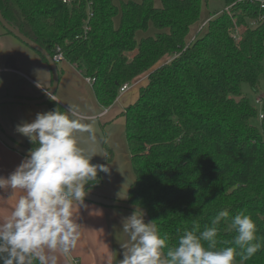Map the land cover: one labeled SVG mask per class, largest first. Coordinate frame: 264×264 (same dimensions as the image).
<instances>
[{
  "label": "trees",
  "instance_id": "trees-1",
  "mask_svg": "<svg viewBox=\"0 0 264 264\" xmlns=\"http://www.w3.org/2000/svg\"><path fill=\"white\" fill-rule=\"evenodd\" d=\"M159 1L0 0V13L51 56L59 46L79 74L95 78L104 108L122 85L148 73L121 113L133 173L127 202L155 221L165 253L194 222L203 229L219 211H243L261 246L245 264H264V93L260 121L250 96L264 82V10L259 0H222L232 5L229 14L209 18L206 34L188 40L203 0ZM105 153L110 162L111 150ZM90 183L86 189L99 186L100 174ZM225 228L216 250L233 246L225 242L236 233Z\"/></svg>",
  "mask_w": 264,
  "mask_h": 264
},
{
  "label": "clouds",
  "instance_id": "clouds-1",
  "mask_svg": "<svg viewBox=\"0 0 264 264\" xmlns=\"http://www.w3.org/2000/svg\"><path fill=\"white\" fill-rule=\"evenodd\" d=\"M45 93L52 99V93ZM16 132L34 147L14 172L0 177V191L12 197L22 193L10 215L0 220V264H58V256L70 255L80 239L74 206L83 205L86 186L96 181L98 171L109 169L91 162L100 151L88 153L81 147V134H89L94 143L96 138L76 105L37 113L31 122L17 125ZM222 223L236 234L225 242L233 246L216 250ZM122 231L129 240L119 264H236L237 255L245 264L261 247L256 224L243 211L234 217L219 211L203 229L194 222L166 253L167 238L160 235L155 221L145 223L142 210L124 219Z\"/></svg>",
  "mask_w": 264,
  "mask_h": 264
},
{
  "label": "crops",
  "instance_id": "crops-1",
  "mask_svg": "<svg viewBox=\"0 0 264 264\" xmlns=\"http://www.w3.org/2000/svg\"><path fill=\"white\" fill-rule=\"evenodd\" d=\"M56 66L58 74L59 71L61 73L55 93L50 100L60 111H66L68 105L78 107L82 122L92 125L93 135L96 138L94 143L89 140V134H81L79 136L81 147L88 153L100 151L101 154L93 157L91 162L109 169L107 173L98 171L101 184L91 186L86 191L107 199L127 201L128 187L133 181V173L127 145L125 151L116 136L120 125L117 123L118 120L122 119L124 127V117L118 114L121 108L117 107L116 102L107 108L100 106L95 99L92 86L86 84L84 77L68 62ZM147 74L139 76L141 85L145 84ZM51 86L52 74L47 62H44L36 51L0 26V98L39 100ZM132 103L127 102L123 105L127 107ZM52 110L54 109L46 102L37 105L1 104L0 129L13 141L25 146L29 141L16 132L17 125L31 122L37 113ZM105 147L112 152L113 158L110 162L106 161ZM125 154L128 158L126 168L123 165L125 161L121 160ZM25 158L0 141V177L7 178ZM121 192L126 195L124 198H121ZM21 194L17 191L15 197H12L10 192L0 191V220L10 215L15 199ZM132 213L125 209L105 207L86 200L81 206L76 204L74 217L81 226L80 239L70 255L58 256V264H119V260L123 259L122 248L129 240L128 235L122 231L123 221Z\"/></svg>",
  "mask_w": 264,
  "mask_h": 264
},
{
  "label": "water",
  "instance_id": "water-1",
  "mask_svg": "<svg viewBox=\"0 0 264 264\" xmlns=\"http://www.w3.org/2000/svg\"><path fill=\"white\" fill-rule=\"evenodd\" d=\"M0 26L5 31L13 35L15 38L20 40L22 43L26 44L31 49L38 52L41 56L44 57V59L46 60L47 64L50 67L51 74H52V86L46 92L52 93V96H53L55 93L56 87H57L58 80H59V74H58L57 66L53 62L51 55L46 50H44L42 47H40L38 44L30 40L29 38L25 37L20 32H18L16 29H14L11 25H9L5 21V19L2 17L1 13H0ZM49 99L50 97L46 95V93L39 100H25V99H18V98H12V97H5V98H0V105L5 104V103H21V104H27V105H37V104L45 103ZM0 141L5 146H7L9 149L21 154L22 156L27 157L30 154L31 150L29 148L13 141L10 137L5 135L1 129H0ZM86 193L87 194L84 200L95 203V204H99L105 207L121 208V209H125V210L132 211V212L135 211L136 209H140L144 213L145 223L151 222L149 215L147 214L145 209L139 206L130 204L127 201H119V200H112V199L99 197L92 193H89L88 191H86Z\"/></svg>",
  "mask_w": 264,
  "mask_h": 264
},
{
  "label": "rangeland",
  "instance_id": "rangeland-1",
  "mask_svg": "<svg viewBox=\"0 0 264 264\" xmlns=\"http://www.w3.org/2000/svg\"><path fill=\"white\" fill-rule=\"evenodd\" d=\"M125 1H128V0H115L117 5L120 4L121 2H125ZM131 1L140 2L141 0H131ZM152 1H153L155 6H159V4H160L159 0H152ZM225 8H226V6H225V4H224V2L222 0H205V1L203 0L202 1V6H201V13H200L199 21H197L195 24H193L191 26L190 32H189V35H188V40H191L193 38L194 39L201 38L203 35H205L206 32H207V27L206 26H204L202 28V30L199 31V28H201L202 25H203L202 23H204L207 20H209V18L210 19L213 18V16L219 14L220 12H224ZM172 59H173V57H170V58L165 57L164 61L168 62L169 60H172ZM141 82L138 85L130 87L129 90L126 91L125 94H122V95L119 96V92H118L117 100L115 101L117 107L121 108L118 114H121L120 112L124 111V109L126 108L125 105H123V104H126L127 102L128 103L129 102H133L134 103V101L137 98L138 88L141 85ZM243 90L245 92L249 91L247 89V87H245V86L243 87ZM263 93H264V82L262 81L261 82L260 92L257 95L251 93L250 96H251L252 99L253 98L255 99L256 96L261 95ZM117 123H118V125L119 124L120 125H119V129H118V134L116 136L118 138L119 144L122 147H124V149L126 151V144H125L126 142H125L124 127H123V124H122V119L118 120ZM121 160H122V162L125 161V164H123V165H124V168H126L127 167V160H128V158L126 157V154L123 157V159L121 158ZM128 167L130 169V165H128ZM123 172H125V169H124Z\"/></svg>",
  "mask_w": 264,
  "mask_h": 264
},
{
  "label": "built area",
  "instance_id": "built-area-1",
  "mask_svg": "<svg viewBox=\"0 0 264 264\" xmlns=\"http://www.w3.org/2000/svg\"><path fill=\"white\" fill-rule=\"evenodd\" d=\"M63 2L64 3H71L72 0H63ZM258 3H259V8L262 9V10H264V0H259ZM230 7H226L224 9V12L227 13V14H229ZM224 12H220L219 14H222ZM219 14H217V15H219ZM89 16H91V14ZM207 22H208V20H207ZM207 22L202 23L203 25H202L201 28H199V31H201L202 28L204 26H206ZM87 29H88V27H85V31ZM51 58H52L53 62L56 65L65 62V58H64L63 53H62V51H61V49H60L59 46H55L54 47L53 55L51 56ZM84 81H85L86 84L92 86L94 84V82H95V78H93V77H85L84 78ZM139 83H140V80L138 79L137 81H135L133 83H127V84L122 85L119 88V96L122 95V94H124V93H126V91L129 90L130 87L135 86V85H138ZM261 103H262L261 97L260 96L255 97V99H254V105L258 109V121L262 120V118H263V115H262V113L260 111Z\"/></svg>",
  "mask_w": 264,
  "mask_h": 264
}]
</instances>
